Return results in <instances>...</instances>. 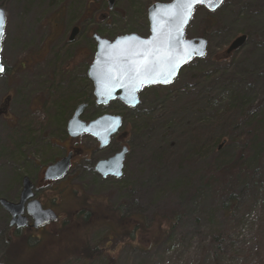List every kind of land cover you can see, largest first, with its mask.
<instances>
[{"label":"rangeland","instance_id":"rangeland-1","mask_svg":"<svg viewBox=\"0 0 264 264\" xmlns=\"http://www.w3.org/2000/svg\"><path fill=\"white\" fill-rule=\"evenodd\" d=\"M147 1L116 0L110 10L108 0H0L6 12L2 58L8 68L23 70L13 81L0 76V99L15 86L26 91L36 84L50 89L48 116L62 108L69 118L80 102L88 104L81 116L85 121L103 113L126 115L122 130L128 132L129 151L123 175L103 178L95 170L99 160L122 149L117 136L101 148L89 134L82 136L84 152L68 173L69 190L88 198L71 200L75 193H69L71 207L98 201L111 213L115 210L125 216L126 222L115 223L111 215L110 229L115 236L109 248L102 243L109 252L94 264H106L113 258L115 264H255L257 254L264 251V213L255 220L243 207L237 218L245 213V223L235 228L236 218L221 211L227 195L218 180L242 152L246 159L256 148L264 147L262 138L253 137L254 133L264 137V121L260 122L264 110V0H225L213 13L197 6L186 36L208 39L206 56L191 61L172 83L144 88L136 108L124 109L119 101L98 105L87 76L96 49L88 31L110 40L131 32L145 36L142 5ZM81 24L84 27L76 40L69 42L73 26ZM242 34L248 37L245 45L230 58L219 60ZM28 107V93L24 92L11 111L28 112ZM35 115L43 116L40 111ZM0 126L1 137L8 129L4 123ZM239 132L247 133L246 145L235 139ZM251 180L242 183L248 185ZM1 182L0 178V195L11 196ZM256 193L254 187L247 193L249 198L252 195L251 201L244 196V204H251ZM90 207L91 212L98 211V207ZM84 217V213L73 216L78 221ZM104 218L102 214L98 219ZM3 221L0 208V229ZM135 223L140 226L129 240L126 234ZM106 226L99 227L101 234L94 235L93 244L102 235L106 240ZM158 227L167 234L154 243L157 231L149 230ZM217 234L222 235L220 246L213 240ZM80 244L75 241L71 247L77 249Z\"/></svg>","mask_w":264,"mask_h":264},{"label":"flooded vegetation","instance_id":"flooded-vegetation-1","mask_svg":"<svg viewBox=\"0 0 264 264\" xmlns=\"http://www.w3.org/2000/svg\"><path fill=\"white\" fill-rule=\"evenodd\" d=\"M171 1L148 0L142 5L145 15L143 26L146 29V35L139 34L140 36L148 38L151 35L149 8L157 2L168 3ZM113 8L109 7L110 10ZM60 17L62 18L61 15ZM102 17H105V15ZM75 27H79L80 33L84 25H74L72 30ZM93 32L88 31V36L90 38L92 36L96 42L95 35L97 33ZM185 37H187L186 33ZM224 53L222 52V56H224ZM4 64L6 67L5 72L0 76L12 81L15 76L23 71L10 69L5 62ZM58 70L62 71L60 65ZM56 71L55 68L54 72ZM32 85L33 88L28 86L25 89L26 91L20 85L15 86L16 88L13 87V90H9L7 95L0 99V124H6L8 129V132L0 137V178L2 179L1 183L4 184L3 187L8 189L11 195H0V208L4 214V227L0 229V263L66 264L72 258L77 260L89 259L91 261L94 256L89 255L87 252L99 248L96 243L91 245L89 242L94 235L98 234V230L74 231L71 226H83L84 218L78 221L73 216L84 212L90 214L88 221L91 222L97 219V214L90 212L87 208V206L93 205L94 202L77 207H71L67 202L69 193L72 195L75 193L71 200H74L76 196H84V194L77 195L80 193L78 190L76 192L69 190L67 182L69 171L75 167L78 158L84 152L82 136L77 138L69 136L68 122L71 117L68 118L67 113L61 107L57 110L55 116L47 115V107L51 106L50 89L47 88L46 90L36 84ZM24 92L28 93V112L17 110L12 113L11 105ZM52 108L57 107L53 105ZM39 111L43 116L35 115ZM127 141H119L118 144L123 147ZM70 153L72 154L70 168L60 177H47L48 167L62 161ZM27 185L30 189L26 196L29 195L30 197L24 199L23 193ZM1 199H6L18 205L15 209L16 213L8 211L1 204ZM84 199L87 200L88 198ZM32 201H38L43 210H52L57 219L37 226L38 219L32 213L34 208L33 206L29 207ZM108 240L109 243L106 245L109 248L110 240L112 241L113 237H109ZM75 241L81 242L77 249H74V246L71 247ZM84 253L87 254L88 258L87 256L84 257Z\"/></svg>","mask_w":264,"mask_h":264},{"label":"water","instance_id":"water-1","mask_svg":"<svg viewBox=\"0 0 264 264\" xmlns=\"http://www.w3.org/2000/svg\"><path fill=\"white\" fill-rule=\"evenodd\" d=\"M115 1L116 0H109L110 8H113ZM224 1L225 0H223V3ZM223 3L220 4L219 7H216L215 11H217ZM175 4L176 0H172L168 3L157 2L149 8L151 35L148 38H144L137 33L124 34L116 37L114 40H109L98 34L95 35V40L97 42L96 53L89 66L87 76L92 82L93 94L98 105L107 106L111 102L118 100L129 108H136L140 104L139 93L143 87L154 84L165 85L172 83L183 67L190 61L194 58H203L206 55L208 40L203 37H185L186 27L192 18L181 25L179 19L174 16L175 13L179 12ZM197 6H204L208 11L215 12L208 3H198L195 5V8ZM0 11H3L6 17V12L3 7H0ZM5 26L6 23L4 25V35ZM78 33L79 27H75L70 34L69 41H74ZM4 35L0 37V64H2L5 69L1 54ZM128 37H133L134 39H126ZM169 37L171 38V43L165 50L178 58L176 72L172 76L170 83L162 82V77H160L155 82H145L138 86H133L127 77H123L119 74V69L132 53H140V57L133 58L143 57V53L148 49V45L144 42L152 41L156 38L159 43L165 41ZM247 38L245 34L237 36L225 50V57L231 56L234 52L240 50L245 45ZM198 51H203L204 55H199ZM188 53H191V55H189L186 60L183 59ZM159 70L165 71V62L160 64ZM117 81L120 83H117ZM120 84L124 86L121 87ZM86 107V103L79 104L68 122V133L71 138L89 134L97 139L101 148L108 147L111 139L116 135L118 141H125L128 138V132L122 130L123 117L121 115L105 113L93 120L85 121L81 116ZM128 151V146H124L113 156L99 160L96 163L95 170L104 178L109 176L120 178L123 174L124 161ZM71 160L72 154L70 153L62 161L48 167L46 176L50 178L60 177L70 168ZM29 189L30 187L27 185L23 193L24 199L30 197L29 195L26 196ZM1 204L8 211L16 213L15 209H17L18 205L6 199H1ZM30 206H33L34 209L32 213L38 219L36 222L37 226L57 219L52 210H43L38 201L30 202L29 207Z\"/></svg>","mask_w":264,"mask_h":264},{"label":"trees","instance_id":"trees-1","mask_svg":"<svg viewBox=\"0 0 264 264\" xmlns=\"http://www.w3.org/2000/svg\"><path fill=\"white\" fill-rule=\"evenodd\" d=\"M219 60H224V59L222 58ZM123 108L126 109L127 107L123 106ZM121 116L124 118V126H125V124L127 123L126 115L123 114ZM253 116H255V113H253ZM261 117H262V120L260 122L264 121V110H263ZM254 136L255 137L257 136V137L262 138L264 140V137H262L261 135H257L256 133H254L253 137ZM235 139H237L242 144L246 145L247 144V133L246 132H239ZM217 144L218 143L215 142V139H214L213 145L216 146ZM263 146H264V142H263ZM218 148H219V146H218ZM263 148H256L253 155L251 157L246 158V159L243 158V152H242L240 154V157L238 158V160L236 161V163L232 167H227L223 172H221L219 174L220 179L218 180V182H220L221 186L222 185L225 186V191H226V195H227L226 202L224 200L221 204L222 205L221 211L223 212V214L226 215V217L231 216L234 219L236 218L235 219L236 222L234 225L235 228L240 227L245 223V218H246L245 213L242 216V218H239V219L237 218L238 216H240L239 213L243 207L246 209V213L248 215L255 216V220H256L257 216L264 213V151H262ZM251 177H252V180L249 181L248 185L252 186V188H249V186L247 184H243L242 182L249 180ZM254 179L256 181H253ZM251 183H252V185H251ZM254 187H255L256 192H257L256 194L253 195L254 201L252 200L251 204H249V205L244 204V201H246L245 197L247 199L249 198L247 193L253 192ZM251 197H252V195H251ZM251 197L249 198L250 201H251ZM84 198H86V197L84 196ZM102 204L105 205V203H102ZM102 204H101V202H98V201L94 202L93 206L98 207V211L96 212L97 219H94L91 222L88 221L90 214H88L87 212H84L86 218L84 217V220L82 223L83 226H81L82 230H89V231L98 230V232H99V230H101V228H99V227H102V225L106 226V224H108V227L106 226V229H107V231H109V232L106 231V234H105L106 240L103 239L104 235H102V236H100L99 241L96 243L99 249L94 248L91 252H87V253H89V255H93L94 259H92L91 261H89V259H87V260L86 259H83V260L79 259L82 263H85V264H94L96 262V260H99V261L101 260L99 258L102 257V255L105 252L108 253V251L105 250V248H103L102 243L105 242L106 244H108L109 243V240H108L109 237L110 238L113 237L115 232L113 230L111 231V229H110V228H112L111 224H113V221L115 220V223H116V221L126 222V220H124L125 216L121 212L113 210V213H111ZM90 206H87V207L91 208ZM256 211H257V213H256ZM102 214H105L106 218H104L103 220L98 219L99 216H101ZM111 215L113 216V218L111 217ZM111 218L113 221L110 220ZM127 220L129 221V218H127ZM109 221H111L112 223L109 224L108 223ZM70 224H71V221H70ZM137 226H140V224L136 225V223H135V225H133L132 230L128 231V233L126 234V238H128L129 240L134 239V237L136 236L137 228H139ZM143 226H145V225H143ZM150 227L151 226H148V228H150ZM71 228H72V226H71ZM69 231H71V230L69 229ZM149 231H157V233L155 235H153V237L155 238L154 243H157L159 241V239L167 232V231H164L163 229H161L159 227L157 229L149 230ZM99 234H101V233H98V235ZM263 234H264V232H263ZM258 235H260V234H258ZM221 237H222V235L217 234L213 238L214 241H217L219 243V246L222 245V243L220 242ZM98 238H99V236H98ZM110 242H111V240H110ZM89 243L92 245L91 241ZM261 252H262V254H260V253L257 254V257L254 260L255 264H264V251L261 250ZM83 255H84V257L87 256L86 253H84ZM87 258H88V256H87ZM74 259H76V258H74ZM73 262H74V264L77 263V261H73L71 259V260L67 261L66 264H72ZM100 264H102V262ZM106 264H115V259L113 258V260L109 261Z\"/></svg>","mask_w":264,"mask_h":264},{"label":"snow or ice","instance_id":"snow-or-ice-1","mask_svg":"<svg viewBox=\"0 0 264 264\" xmlns=\"http://www.w3.org/2000/svg\"><path fill=\"white\" fill-rule=\"evenodd\" d=\"M198 3H208L213 11L216 7H219L223 3V0H176L175 7L179 9L178 13L174 16L179 19L180 24L186 23L192 18V14L195 11V5ZM6 23V17L3 11H0V37L4 35V25ZM126 39H134L128 37ZM148 45V49L143 53L142 58L139 52H134L128 57L126 62L119 69V74L123 77H127L129 82L133 86H138L145 82H155L158 78L162 77V82L170 83L172 76L176 72L178 58L173 56L165 49L170 46L171 38L169 37L165 41L157 42L156 38L152 41L144 42ZM199 55H204L203 51H198ZM191 53L185 55L183 59H187ZM165 62V71H160V64ZM4 66L0 64V73L4 72ZM117 83H120L117 81ZM123 87V84H120Z\"/></svg>","mask_w":264,"mask_h":264}]
</instances>
